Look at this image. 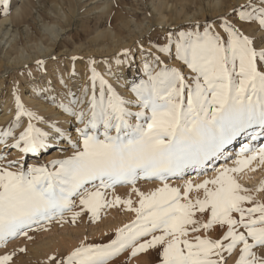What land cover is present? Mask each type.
<instances>
[{
  "label": "snow or ice",
  "instance_id": "6c2138e0",
  "mask_svg": "<svg viewBox=\"0 0 264 264\" xmlns=\"http://www.w3.org/2000/svg\"><path fill=\"white\" fill-rule=\"evenodd\" d=\"M0 5L6 14L10 0ZM246 24L255 27L245 31ZM153 47L139 49L142 70L130 80L122 81L120 68H134L137 57L125 48L112 57L116 71L108 58L88 57L82 83L72 82L73 71L59 76V89L52 80L33 86L39 101L72 118L66 123L75 137L26 106L13 82L15 114L0 130V246L33 239L31 231L65 213L73 223L82 213L95 221L103 209L123 205L135 216L113 238L81 242L49 256L50 264H109L125 252L127 259L154 255L155 264H264V202L254 196L264 180L255 188L238 180L254 162L264 165V0L170 29ZM78 59L85 58L71 57ZM61 142L69 154L27 164L26 155ZM11 149L23 155L5 160ZM191 174L204 178L185 179ZM140 180L160 183L142 191ZM118 185L131 186L127 198L108 195ZM26 251L0 253V264Z\"/></svg>",
  "mask_w": 264,
  "mask_h": 264
},
{
  "label": "rangeland",
  "instance_id": "374dc122",
  "mask_svg": "<svg viewBox=\"0 0 264 264\" xmlns=\"http://www.w3.org/2000/svg\"><path fill=\"white\" fill-rule=\"evenodd\" d=\"M142 1L146 3L145 8H143L144 6L140 4V2L139 4L134 3V6L139 5L138 16H136V18L138 22H144L140 27L142 28L143 31L141 33L135 31L136 35L133 37H129V35L127 34V30L124 29L123 26L118 24L113 25L116 34L118 33L117 35H119L118 37L121 36L120 38H123L121 39V44H119V46L113 47L112 50L108 53L106 52L104 56H101L99 54L96 55L98 61L99 60L101 61L104 58H108L109 62H113L111 61L112 57L115 56L117 53L121 52V50L125 48L132 49L133 51H135L136 57L138 56V52L141 47H143V49L145 50L155 51L153 45L164 43L165 36L168 30L170 29L176 30L177 28L180 27H187L190 22L196 20H200V21L211 20L219 15H222L232 5L245 3V0H242L241 2L240 1L235 2L234 0H224L222 1L223 5L215 9L214 5L212 4L213 0H169L170 4H175L177 2L185 1L186 14L177 16L175 15V13H172L171 10H169V12L165 11L164 14L165 16H167L166 18L167 21L157 22L155 17L151 14V8L149 5L150 0H142ZM41 2L42 0H10V9L6 14L3 12V6L0 5V20L5 16H9V17L12 16L11 18L14 17V19H12L13 31L8 32L6 35H3V32L0 31V100L5 99L9 94H11L12 85L14 81L21 83L22 86H25L24 78L28 80L30 78L35 80L41 78L40 76H42V71H41L42 68L38 67L36 64V61L38 60L44 61V67H46V65H48L52 60H54L59 65H62V68H64V72L66 76L67 75L69 76L70 73L75 71L77 75L73 77L72 82L80 81L81 80L80 76L82 73L78 71H82V69L81 67L75 68V65L80 64L85 66L86 59L88 58L86 56H89L91 51L93 52V53L91 52V54L93 55L95 53L93 48L97 50L99 46V45L97 46V43H100L103 40H105V38L103 39L99 37L100 42L99 41L91 42L90 38L95 33L90 31L93 30L95 32L96 27L93 26L91 28V27H87V24H85L84 22L79 23L80 22L79 20L81 18V16L79 15H82V12L86 10L87 7H89L88 5L86 6L85 4H83L80 6L82 12L79 13L78 15L79 18H77L79 24L76 23L77 20L74 18L73 23H71V25L69 24L67 25V23L61 21V19L60 20L57 19L56 15H52L54 12L53 7L56 6L57 0H47L46 2L47 4H45L46 6L42 5ZM17 7L20 8L19 15L17 16L16 14L14 16L13 13L17 9ZM46 8L48 9L50 8V9L48 10ZM40 11L43 12V18L40 15ZM33 16L34 17L39 16V17L34 18ZM52 16L55 23L57 22V24L62 25L64 32L62 31L60 33V35L58 36L59 39L54 45L50 44V46H52L51 53H48L45 56H37L36 48L41 41L40 38L43 33V30H41L43 28L40 29V27H43L42 26L43 22L44 24L46 23L48 25L49 24L51 25L53 21ZM45 19L47 21H45ZM254 27L255 24L244 25L245 31H247V29L251 30ZM72 34L75 36H73ZM83 37L85 38V40ZM88 40L90 41L88 42ZM31 44L34 45L35 47L34 46L32 47ZM21 48L23 49L24 53L31 54L30 58L27 61L19 60L20 52L22 51ZM76 49H78L77 51L79 52L77 57L85 56V59H78L75 62L71 60L72 57L71 52H73ZM85 53H88L89 55ZM157 54L159 55V53ZM53 57H55V59H53ZM6 58L9 60H7ZM170 63H178V62L171 61ZM138 64L139 63L136 60V64L134 68L124 67V70L120 71L126 80L132 79L134 73L135 75L140 74L141 71L138 70ZM67 65L72 66V69L71 70L68 69V72L66 71ZM60 71L62 70L60 69ZM10 113L11 115L8 118L9 121L12 120L11 118H13L15 112L14 110H12V112ZM46 118L49 117L46 116ZM69 118L72 119L71 117ZM9 121H6V124L4 126H3L4 123H1L0 128L1 127L2 128L0 130H2L5 126H7ZM73 123L75 124V121H73ZM68 128L72 130L74 127H69L68 125ZM19 130L20 129L17 128L15 131L19 132ZM66 146H67L66 143L61 142L59 148L54 147L50 151L42 152L41 156L32 158L31 154H28L24 158L27 161V164L44 163L50 160L51 158H59L69 154V152L71 151L70 148L68 149V152L62 151V149L65 148ZM21 155L23 154H21L17 149H11L10 151L7 152L5 156V160L18 159ZM255 169L257 170V172H259V174H262L260 179H256L255 182L253 181L243 182L239 180L238 177L239 182L244 187L255 188L259 185L261 180H264V165H261L259 167L256 166ZM212 173L213 172L210 171L207 173V175L211 177ZM194 175L195 174H191L190 175L191 177L187 176L185 177V179H192L194 182H199L204 178V176H197V175L194 176ZM195 178H197L198 180H195ZM169 182L174 186L182 185L183 183V181L181 180L179 181V179H174ZM159 183H160L159 181L140 180L137 182V187H139L142 191H150L154 187L158 186ZM130 187H131L130 185H118L116 186L115 189L107 190L108 195L109 196L120 195L122 198H127L130 194L129 193ZM192 195L195 196L196 193H192ZM131 196L134 201L137 199L135 194H131ZM254 196L257 200L264 202V190L255 192ZM78 209H79V205L77 200L76 210ZM134 216L135 214L125 210L123 205L113 208L103 209L101 211L100 218L95 221H93L88 215L82 213L81 216L77 218L76 222L73 223L71 220L70 213H65V218L63 220H60L59 218L54 219L49 223H45L42 227L37 228L34 231H31L29 234L33 236V239L29 240L25 237H17L15 239L10 240L5 246H0V253H3L5 251H11L15 248L23 247L26 248L27 251L25 253L18 252L16 257L14 258V264H50V262L47 259L49 256H55L59 258L64 255H67L72 249L77 247L81 242H84L86 244L106 243L110 238H113L115 229L117 227H121L122 225L129 223L132 219H134ZM144 257H145V262H144ZM152 257L150 258L144 254H138L137 257L127 259V252H125L122 253L119 256V258L115 259L114 261H110L109 264H133V263L155 264L156 257L154 255Z\"/></svg>",
  "mask_w": 264,
  "mask_h": 264
},
{
  "label": "bare ground",
  "instance_id": "6f19581e",
  "mask_svg": "<svg viewBox=\"0 0 264 264\" xmlns=\"http://www.w3.org/2000/svg\"><path fill=\"white\" fill-rule=\"evenodd\" d=\"M130 1L129 0H57L56 6L53 7V11L54 12H53L52 15H56L57 19H59V20L61 19V21L67 23V25L68 24L71 25V23H73V21H74V18L77 20L76 23H78V19H77V18H79L78 15H79L80 12H82L81 9H80V6L83 5V4H85L86 6L88 5L89 7H87L86 10H84L82 12V15H79V16H81V18L79 20L80 21L79 23L84 22L85 24H87V27H91V28L93 26L96 27L95 28V32L93 30L90 31V32L95 33L90 38L91 42H98L100 40L99 37H101L103 39L105 38V40H103L102 42L99 41L100 43H97V46L99 45L97 50H95V48H93L94 51H95V53L93 55L91 54L92 51L90 52V55L88 53H85V54L89 55V56H86V57H91V58L95 59L96 61H98V59L96 58V55L99 54L101 56H104L106 54V52L107 53L110 52L113 47L119 46V44H121V39H123V38H120L121 36L118 37L119 35H117L118 33L116 34V31L114 30L113 25L118 24V25L123 26L124 29L127 30V34L129 35V37L135 36L136 35L135 31H137L139 33H141L143 31L142 28H140V27L142 26V24L144 22H138L137 18H136V16H138L139 5L138 6H136V5L134 6V3L139 4V2H140V4H142L144 6L143 8H145L146 3L143 2L142 0H130ZM222 1H224V0H213L212 4L214 5V8L216 9V8H219L220 6H222L223 5ZM234 1L235 2H237V1L241 2L242 0H234ZM46 2H47V0H42L41 4L45 5V4H47ZM51 4H53V3H51ZM185 4H186L185 1L177 2L175 4H170L169 0H150V2H149L150 8H151V14L155 17L157 22L158 21L159 22H166L167 21V19H166L167 16H165V14H164L165 11L169 12V10H171L172 13H175V15H177V16L185 15L186 14L185 13ZM19 6H21V5H19ZM46 9H48V8H46ZM19 11H20V8L17 7V9L14 12L15 14L13 13V15L15 16L17 14V16H18L19 15ZM40 15L43 18V12L42 11H40ZM11 17L12 16H10V17L9 16H5L4 18H2L0 20V31L3 32V35H6L8 32L13 31V29H12L13 28L12 19H14V17L13 18H11ZM38 17H34V18H38ZM84 17H86V18H84ZM52 20H53V16H52ZM45 21H47V20L45 19ZM42 26L43 27H40V29L43 28V29H41V30H43L42 36L40 38L41 41L39 40L40 43H39V45L36 48L37 49V54H36L37 56H45L48 53H51L52 52V48H51L52 46H50V44L54 45L59 39L58 36L64 30L62 25L61 24H57V22L55 23L54 20L52 21L51 25L50 24L48 25L46 23L44 24V22H43ZM121 26H120V28H121ZM81 28H83V27H81ZM247 31H250V29H247ZM73 36H75V35H73ZM84 40H85V38H84ZM89 41L90 40H88V42ZM73 42H74V40H73ZM123 42H124V40H123ZM33 46L34 45H32V47ZM31 49H33V48H31ZM77 50L78 49H76L73 52H71V55L72 56H77L79 54V52ZM30 56H31L30 53H24L23 49H22V51L20 52L19 60L20 61H22V60L23 61H27L30 58ZM83 57L85 58V56H83ZM7 60H9V59H7ZM101 61H103V59ZM137 61L139 63L138 64V70L141 71L142 70V66H141V62H140V52H138ZM98 62H100V60ZM110 63L112 64L113 71H116L117 70V66L115 65L114 61L110 62ZM69 64H70V62H69ZM80 67H81L82 71H78V72L82 73L81 76H80L81 80L77 81V83H82L84 81V79H85V66L80 65V64H78V65L76 64L75 65V68H80ZM99 67L102 68V67H104V65L100 64ZM60 69L62 71H60ZM68 69L71 70L72 66L71 65H67V68H66L67 72H68ZM123 70H124V67L121 66L120 71H123ZM41 71H42V76H40L41 78H38V80H35V79H32V78H30L28 80V79L24 78L25 86H22L21 83L18 82L19 93H20V96H21V100H22L23 103H25L26 106L38 110L45 117L48 116L49 118L57 120L62 127L68 128V124L66 123V121L70 120V118L66 114L62 113L55 106H53L51 104H48V103H44V102L39 101L33 95V92H32L33 86L42 83L44 80H52L53 83L56 85V87L59 89L60 88V85H59V82H58L59 76L63 75L65 77V79H67L68 75L66 76V74L64 72V68H62V65H59L54 60H52L48 65H46V67L42 68ZM52 74H53V76H52ZM123 80H126V79L122 75V81ZM24 90H26V91H24ZM117 90L121 91L125 95H131V93L127 90V86H125L123 88L120 87V86H117ZM12 110H14V112H15V101H14V98H13L12 94H9L5 99L0 100V124L4 123L3 124V126H4L6 124V121H9L8 118L10 117V115H11L10 112H12ZM41 127H44V126L41 125ZM68 130L75 137L76 133H75L74 128L72 130L68 128ZM31 156H32V158L37 157V156H34L32 154H31ZM39 156H41V155H39ZM228 163L231 164L232 161L228 162ZM253 168H256L255 162L253 163ZM214 174L215 173L213 172L211 176H213ZM261 175L262 174H259V172H257V170L255 169V171H253V172H251L249 170H246L243 173H241L238 177H239V180H241L243 182H247V181L255 182L256 179H260ZM189 177H191V176L189 175ZM195 180H198V179L195 178ZM144 262H145V257H144ZM144 262H142V263H144ZM140 263H141V261H140Z\"/></svg>",
  "mask_w": 264,
  "mask_h": 264
}]
</instances>
